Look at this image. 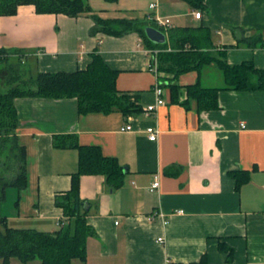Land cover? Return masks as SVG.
Masks as SVG:
<instances>
[{
  "label": "crops",
  "instance_id": "1",
  "mask_svg": "<svg viewBox=\"0 0 264 264\" xmlns=\"http://www.w3.org/2000/svg\"><path fill=\"white\" fill-rule=\"evenodd\" d=\"M84 2L103 19H137L146 10L145 17L157 12L169 18L171 28L202 27L210 33L213 55L223 52L229 65L252 62L264 71V0H203L200 19L193 14L199 10L182 0ZM151 2L157 10L148 9ZM93 25L87 14H36L32 5L0 16V48L27 52L26 78L85 70L97 50L118 71L117 91L135 96L141 109L129 115L117 110L80 115L75 98H16L26 187L20 193L11 188L15 193L8 199L7 191L1 205L9 227L59 229L65 218L54 197L69 189L78 152L55 143L74 136L78 145L98 147L104 157L117 160L124 176L116 189L102 175L81 176L80 198L94 234L87 238L85 261L72 264H264V89H221L218 107L199 112L194 100L187 108L170 103L164 88L165 104L147 115L144 107L155 102L156 77L147 71L140 37L136 32L92 35ZM257 36L261 44L248 42ZM176 82L182 88L195 83L225 87L213 64L182 74ZM182 88L180 101L186 98ZM126 124L133 130L121 132ZM151 126L159 130L156 141L147 139L145 129ZM172 166L178 172L166 174ZM236 171L249 173L237 189L230 175ZM156 180L158 187L151 190Z\"/></svg>",
  "mask_w": 264,
  "mask_h": 264
},
{
  "label": "trees",
  "instance_id": "2",
  "mask_svg": "<svg viewBox=\"0 0 264 264\" xmlns=\"http://www.w3.org/2000/svg\"><path fill=\"white\" fill-rule=\"evenodd\" d=\"M114 3L117 0H104ZM191 9L202 12L203 0H182ZM32 5L36 14H63L78 17L90 16L94 22L90 34L103 33L121 36L136 32L145 49H159L157 69L162 74L159 82L169 91L170 103H178L185 108L191 100L196 101L197 110H214L218 107L217 94L221 89L253 91L264 89V71L254 67L252 62L229 65L225 54L211 53L210 33L202 27L171 28L163 44L151 42L144 28L156 27L144 19H103L93 12L84 0H0V16H13L18 7ZM163 33V29L159 28ZM261 36L249 39L258 43ZM169 50V51H168ZM26 51L18 48H0V73L7 72L5 90H0V209L6 199L8 189L18 193L26 187V153L18 143L16 129L18 114L14 100L19 97L36 96L50 99L75 98L78 114L92 112L107 114L113 110L123 115L139 112L136 97L120 94L116 89L118 71L109 68L97 50L91 53V62L85 70L74 72H42L35 78H26L24 65ZM213 64L221 72L225 87L205 88L198 83L182 88L177 84L180 75L199 72ZM5 68V69H4ZM181 88L186 98L180 101ZM57 146L77 149V170L70 175V187L54 197V204L62 210L65 220L59 222V229L43 232L35 229H16L7 225L0 210V261L10 264L12 258L20 264H72L77 259L85 261L87 238L94 234L86 222L87 209L80 198V178L83 175H102L112 189L122 185L124 172L117 160L104 157L98 147L80 146L74 136L57 139ZM176 167H168L166 174H176ZM235 188L249 180L247 171L231 172ZM222 249H224L221 246ZM231 260V252L227 261Z\"/></svg>",
  "mask_w": 264,
  "mask_h": 264
},
{
  "label": "built area",
  "instance_id": "3",
  "mask_svg": "<svg viewBox=\"0 0 264 264\" xmlns=\"http://www.w3.org/2000/svg\"><path fill=\"white\" fill-rule=\"evenodd\" d=\"M148 9L152 11L157 10V3L151 2L148 5ZM193 14H194L195 19H200L202 15L200 11H196ZM146 19L149 20L150 22H153V24L156 27H158L155 29L159 30V28H162L163 33L167 35V32L171 27V22L169 18L161 17L157 12H155L154 14H148L146 16ZM145 53L148 57L147 66H146L147 71H149L156 77V83L154 84V87H153V92L155 95V102L153 104H149L144 107L145 114L150 115V114L155 113V111L157 110L159 106H162L165 104V100H164L165 93H164V88L161 86V83L159 82V78H158L159 76H161V73L157 69V66H158L157 65V55L159 53V49H145ZM119 130L121 132H128V131H132L133 129L130 124H126L125 126L121 127ZM145 132L147 134V139L149 141H156L158 133H159V130L156 127H152V126L147 127L145 129ZM157 187H158V181L156 180L152 183L150 189L154 190ZM155 216L161 219L163 225H166L168 223V221L165 219L162 213H158ZM156 240L158 243H163L164 241L162 237H159Z\"/></svg>",
  "mask_w": 264,
  "mask_h": 264
},
{
  "label": "rangeland",
  "instance_id": "4",
  "mask_svg": "<svg viewBox=\"0 0 264 264\" xmlns=\"http://www.w3.org/2000/svg\"><path fill=\"white\" fill-rule=\"evenodd\" d=\"M146 10L145 11H143L142 13H137L135 16L137 17V19L139 20V21H144V19H145V14H146ZM129 16V15H128ZM161 17H163V16H161ZM169 51V50H168ZM26 55H27V53H26ZM5 69V68H4ZM6 70V69H5ZM5 70H3L1 73H0V90H5L6 89V87H5V83H6V77H7V72L5 71ZM11 193H15V189H9L8 190V199H10V195H11ZM10 201L11 200H8V202L7 203H10ZM12 203V202H11ZM7 207H8V204H7ZM10 208H12L11 206L9 207V209ZM5 212V210H3V213ZM2 213V214H3ZM7 221V220H6ZM7 225H8V223H7ZM9 226V225H8ZM1 230V229H0ZM0 264H1V261H0ZM10 264H20V262L18 261V259H16V258H12L11 260H10Z\"/></svg>",
  "mask_w": 264,
  "mask_h": 264
},
{
  "label": "water",
  "instance_id": "5",
  "mask_svg": "<svg viewBox=\"0 0 264 264\" xmlns=\"http://www.w3.org/2000/svg\"><path fill=\"white\" fill-rule=\"evenodd\" d=\"M146 37L155 44H163L166 42L167 37L160 30L155 29L151 26H147L144 28Z\"/></svg>",
  "mask_w": 264,
  "mask_h": 264
}]
</instances>
